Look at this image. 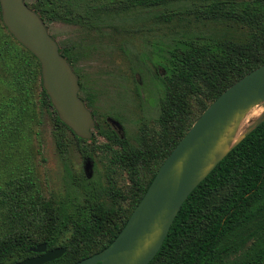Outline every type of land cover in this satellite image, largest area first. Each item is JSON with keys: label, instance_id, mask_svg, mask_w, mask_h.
<instances>
[{"label": "trees", "instance_id": "16d2710c", "mask_svg": "<svg viewBox=\"0 0 264 264\" xmlns=\"http://www.w3.org/2000/svg\"><path fill=\"white\" fill-rule=\"evenodd\" d=\"M24 1L44 25L85 22L102 11L135 4L182 1L186 7L164 17H174L184 25L222 22L236 34L189 36L171 49L156 118L141 122L132 142L97 122L95 132L104 140L94 146L93 139L86 145L88 141L75 137L59 120L42 87L36 58L8 33L0 18V61L9 72L7 84L14 92L0 105V146L10 149L15 144L11 137L41 113L52 121L59 151L68 131L84 160L91 159L95 149L105 158L101 180L80 173L75 182L81 189L79 197L52 190L43 195L23 176L12 175L0 184V264L33 255L30 248L39 243L49 249L65 247L60 257L43 264H72L114 238L161 161L200 112L227 86L264 62V0ZM58 52L71 67L70 57L59 48ZM33 83L35 103L29 96ZM263 262L264 120L188 193L147 264Z\"/></svg>", "mask_w": 264, "mask_h": 264}, {"label": "rangeland", "instance_id": "374dc122", "mask_svg": "<svg viewBox=\"0 0 264 264\" xmlns=\"http://www.w3.org/2000/svg\"><path fill=\"white\" fill-rule=\"evenodd\" d=\"M186 6L182 1L135 4L102 11L85 22L45 23L57 47L70 57V68L80 82L77 95L82 103L86 102L87 107L84 106L91 114L93 125L91 136L84 138L88 141L86 145L90 139L94 146L104 140L95 132L97 122L102 127L108 125L132 142L141 122L156 118L158 99L163 92L164 65L171 49L181 46L189 36L236 35L222 22L184 25L174 17H164ZM8 76L0 61V105L14 93L7 84ZM29 96L35 103L36 83ZM263 105L248 111L238 131L263 110ZM52 132L50 117L36 113V120H27L20 133L11 137L15 144L10 149L0 146V184L12 175L23 176L31 179L43 195L52 190L57 195L70 193L79 197L81 189L75 182L80 173L86 172L94 180L102 179L105 163L102 152L95 149L96 153L85 164L75 146L78 136L71 131L73 137L67 131L59 151Z\"/></svg>", "mask_w": 264, "mask_h": 264}, {"label": "water", "instance_id": "95a60500", "mask_svg": "<svg viewBox=\"0 0 264 264\" xmlns=\"http://www.w3.org/2000/svg\"><path fill=\"white\" fill-rule=\"evenodd\" d=\"M0 18L8 33L36 58L42 87L59 120L76 136L89 138L93 121L77 95L76 76L38 15L24 0H0ZM261 103L264 62L227 86L200 112L161 161L114 238L72 264H147L188 193L264 120L263 105V110L238 131L248 111ZM30 251L34 254L10 264H43L60 257L65 247L49 249L39 243Z\"/></svg>", "mask_w": 264, "mask_h": 264}]
</instances>
